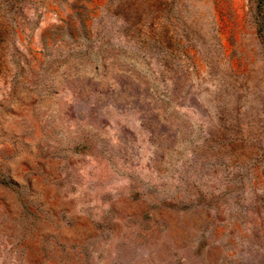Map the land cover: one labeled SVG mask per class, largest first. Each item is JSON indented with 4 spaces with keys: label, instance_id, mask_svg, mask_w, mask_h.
Wrapping results in <instances>:
<instances>
[{
    "label": "rangeland",
    "instance_id": "1",
    "mask_svg": "<svg viewBox=\"0 0 264 264\" xmlns=\"http://www.w3.org/2000/svg\"><path fill=\"white\" fill-rule=\"evenodd\" d=\"M0 264H264V0H0Z\"/></svg>",
    "mask_w": 264,
    "mask_h": 264
}]
</instances>
